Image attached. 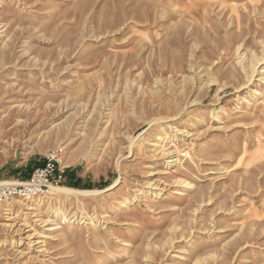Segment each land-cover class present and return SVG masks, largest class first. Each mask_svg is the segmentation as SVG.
Instances as JSON below:
<instances>
[{"label":"rangeland","instance_id":"1","mask_svg":"<svg viewBox=\"0 0 264 264\" xmlns=\"http://www.w3.org/2000/svg\"><path fill=\"white\" fill-rule=\"evenodd\" d=\"M60 147L0 264H264V0H0V181Z\"/></svg>","mask_w":264,"mask_h":264},{"label":"built area","instance_id":"2","mask_svg":"<svg viewBox=\"0 0 264 264\" xmlns=\"http://www.w3.org/2000/svg\"><path fill=\"white\" fill-rule=\"evenodd\" d=\"M65 149L60 147L51 150L42 165L32 170L25 180H13L0 186V203L21 199H45L49 197L51 187H58L65 181L66 165L64 164Z\"/></svg>","mask_w":264,"mask_h":264},{"label":"bare ground","instance_id":"3","mask_svg":"<svg viewBox=\"0 0 264 264\" xmlns=\"http://www.w3.org/2000/svg\"><path fill=\"white\" fill-rule=\"evenodd\" d=\"M8 47V45H7ZM4 54H6V51L4 52ZM64 164H66V160L64 162ZM9 181H0V186L1 185H4V184H8ZM88 192H91V191H88V190H82V189H73V188H70V187H65V186H61V187H51V192L50 194H52V196H57L61 193H66V194H77V193H88ZM50 197V196H49ZM35 201V200H34ZM17 202H22L21 200H17Z\"/></svg>","mask_w":264,"mask_h":264},{"label":"trees","instance_id":"4","mask_svg":"<svg viewBox=\"0 0 264 264\" xmlns=\"http://www.w3.org/2000/svg\"><path fill=\"white\" fill-rule=\"evenodd\" d=\"M75 186L77 187V186H81L80 185V181H78L76 184H75Z\"/></svg>","mask_w":264,"mask_h":264}]
</instances>
